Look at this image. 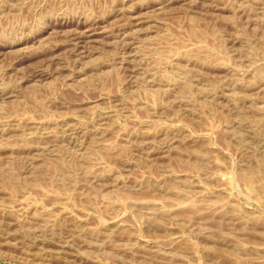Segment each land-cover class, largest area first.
<instances>
[{
    "label": "rangeland",
    "instance_id": "374dc122",
    "mask_svg": "<svg viewBox=\"0 0 264 264\" xmlns=\"http://www.w3.org/2000/svg\"><path fill=\"white\" fill-rule=\"evenodd\" d=\"M0 264H264V0H0Z\"/></svg>",
    "mask_w": 264,
    "mask_h": 264
}]
</instances>
